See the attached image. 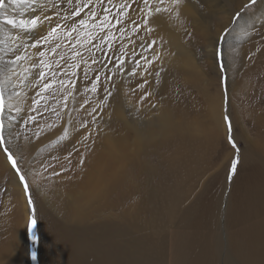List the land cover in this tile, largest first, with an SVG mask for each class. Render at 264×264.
<instances>
[{"label":"rangeland","instance_id":"374dc122","mask_svg":"<svg viewBox=\"0 0 264 264\" xmlns=\"http://www.w3.org/2000/svg\"><path fill=\"white\" fill-rule=\"evenodd\" d=\"M263 3L6 0L3 15L38 23L0 16V87L20 101L9 113L4 100L0 264H46L52 234L114 226L147 264H178V237L187 264L203 251L202 264H248L237 246L245 195L264 190Z\"/></svg>","mask_w":264,"mask_h":264},{"label":"bare ground","instance_id":"6f19581e","mask_svg":"<svg viewBox=\"0 0 264 264\" xmlns=\"http://www.w3.org/2000/svg\"><path fill=\"white\" fill-rule=\"evenodd\" d=\"M16 5L18 10L22 12L24 7H21L19 3H17ZM193 8H194L193 5L189 4L184 7V10L189 12H194ZM14 9L15 6L13 7V10ZM8 12L5 13L8 15ZM261 14L263 17L264 3L262 4ZM154 17L156 18L157 16ZM252 20H254L252 19V17L245 16V18H243L239 22L238 27L235 29V33L232 35L233 39L240 40L243 37V33L247 32L246 29L248 27L244 26L245 23L251 22ZM20 41H22V37ZM5 78L7 77H3V79ZM11 89H12L11 83L9 79H6L3 83V95H4V100L6 102V111L9 113L12 111L14 107L17 106L18 102H20L16 98L18 95L14 96L13 94L15 92L11 91ZM12 96L15 98H13ZM10 98L13 99L9 100ZM171 193H169V195L173 196ZM243 204H245L246 208L243 211L244 213L241 214L240 219L242 220L247 219L249 221L248 222H246L247 220L245 221L246 226H245L244 235L243 238L239 240L237 249L242 256L248 259V262L246 261L248 264H264V218H263L264 190H261L258 185L252 187L249 190L248 194L245 195ZM252 217H254V219ZM89 236L90 234H86V233L84 235H80L78 233L72 234L70 232H62L61 235L57 233L52 234V236H50V240L51 243L54 245V250L50 255L51 257L49 258L48 256L46 264H132L134 263V260L139 261V264L148 263L147 255L150 254L149 253L147 254V252L144 251L145 248L142 250H134V251L131 250V247L128 242V239L130 238L126 230L124 232L123 230H118L114 226L113 228L112 227L107 228L101 232H98L93 237H89ZM96 239L97 241H95ZM174 242H175L174 245L175 247L174 249H172L171 253L169 254L168 256L169 259L170 260L177 259L178 264H187V259H185L186 256L185 251L187 249L191 250L192 245L186 242V240L181 237H178L177 240H174ZM48 243L49 240L47 244ZM4 249L5 248L2 247V245H0V258L5 255L4 251L6 249L5 250ZM211 251L212 253L210 254V256L212 254L214 256L213 250ZM80 252H82V256L80 255ZM86 252L92 258L87 263L84 260ZM205 253L206 252L203 251V253L195 257V260L197 262L196 263L190 262V264H202V260H204ZM164 259H166V257Z\"/></svg>","mask_w":264,"mask_h":264},{"label":"snow or ice","instance_id":"6c2138e0","mask_svg":"<svg viewBox=\"0 0 264 264\" xmlns=\"http://www.w3.org/2000/svg\"><path fill=\"white\" fill-rule=\"evenodd\" d=\"M13 3H19V2H26V0H12ZM160 3H163V0H159ZM176 2L178 3L179 0H176ZM251 3H255V0H250ZM144 3L147 5L148 4V0H144ZM7 8V4H6V0H0V16H3V19H4V22L6 24H9V25H12L13 27H20V28H23V29H27L29 26L31 27H35L38 23V20L36 18H33L31 19L30 21L28 22H25L23 20H21L19 22V24H17V21L11 17H8L6 15H3L4 14V11L6 10ZM152 9H149V13H151ZM155 12H160L161 9L160 8H156L154 9ZM75 15H79V11H76L74 13ZM144 25L147 27V19H145L144 21ZM60 26L58 25L56 28H53L51 30V32L49 33V36L55 34L58 30ZM139 27V25L137 26ZM152 44L154 45L155 44V41H152ZM20 57L17 56V59H19ZM41 76H43V73H41ZM51 85L49 84H46L45 85V89H47L48 87H50ZM4 110H5V103H4V95H3V89L2 87H0V142L3 141L4 137L2 135V131H3V113H4ZM227 119V118H226ZM229 127H231L230 123H229ZM233 146L235 147V144L233 142ZM11 158V157H10ZM13 167H15V161L13 160ZM236 169H235V165H233V168H232V172L233 174L235 173ZM21 179H23V177H21ZM35 223L36 221L33 220L32 221V225L33 227L35 226ZM36 240V237L34 236V242ZM32 259L33 260H36V253L33 252L32 253Z\"/></svg>","mask_w":264,"mask_h":264}]
</instances>
